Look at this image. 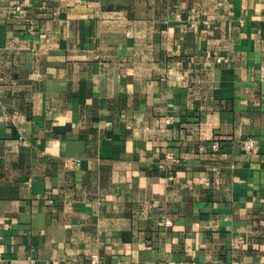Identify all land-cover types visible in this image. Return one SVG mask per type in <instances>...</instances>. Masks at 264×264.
Here are the masks:
<instances>
[{"label":"crops","instance_id":"0c3cea01","mask_svg":"<svg viewBox=\"0 0 264 264\" xmlns=\"http://www.w3.org/2000/svg\"><path fill=\"white\" fill-rule=\"evenodd\" d=\"M0 232V264H264V0H0Z\"/></svg>","mask_w":264,"mask_h":264},{"label":"built area","instance_id":"2783aa9c","mask_svg":"<svg viewBox=\"0 0 264 264\" xmlns=\"http://www.w3.org/2000/svg\"><path fill=\"white\" fill-rule=\"evenodd\" d=\"M205 22H208V21H205ZM12 119H13V116H12ZM174 122H175V119L173 117H166V118H163L162 120H160V126H161V128H164L170 124H173ZM212 147L215 150L220 149V145L218 142H214ZM243 147H244V150L247 152L254 151L255 149H257L259 147V141L256 138L250 137L243 142ZM167 158L172 163L177 162V157L174 154V152H171V151L167 152ZM79 163H80L79 159H71L70 158L66 161V165L68 167H77L79 165ZM168 178H169V180H172L173 176L171 175ZM165 223H166V225H172V220L167 218L165 220ZM243 242H244V238L242 236H238L233 240L232 244L234 247H239ZM2 246H3V236L0 232V261L4 257V254L2 251ZM88 264H106V263L104 262V260L101 258V256L99 254L94 253L90 256Z\"/></svg>","mask_w":264,"mask_h":264}]
</instances>
